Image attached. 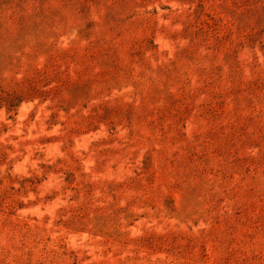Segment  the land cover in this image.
I'll list each match as a JSON object with an SVG mask.
<instances>
[{"label":"rangeland","instance_id":"obj_1","mask_svg":"<svg viewBox=\"0 0 264 264\" xmlns=\"http://www.w3.org/2000/svg\"><path fill=\"white\" fill-rule=\"evenodd\" d=\"M0 264H264V0H0Z\"/></svg>","mask_w":264,"mask_h":264}]
</instances>
